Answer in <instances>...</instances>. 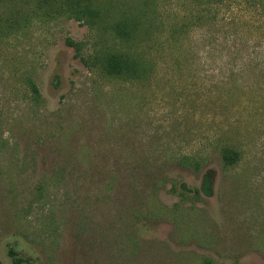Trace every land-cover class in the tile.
Returning a JSON list of instances; mask_svg holds the SVG:
<instances>
[{
    "label": "rangeland",
    "instance_id": "rangeland-1",
    "mask_svg": "<svg viewBox=\"0 0 264 264\" xmlns=\"http://www.w3.org/2000/svg\"><path fill=\"white\" fill-rule=\"evenodd\" d=\"M111 53L133 72L109 74ZM9 250L264 264V0H0V264Z\"/></svg>",
    "mask_w": 264,
    "mask_h": 264
},
{
    "label": "trees",
    "instance_id": "trees-1",
    "mask_svg": "<svg viewBox=\"0 0 264 264\" xmlns=\"http://www.w3.org/2000/svg\"><path fill=\"white\" fill-rule=\"evenodd\" d=\"M132 26H134L132 24ZM115 31L122 35L125 34L129 36L131 34V30L129 29V25H127L128 30L125 28L124 23H117L115 26ZM104 69L110 74H124V73H132L133 72V61L124 55L119 53H111L107 54L103 60ZM222 161L225 165L234 164L238 160V152L230 149L224 148L222 150ZM185 188V185H184ZM195 192H201L206 196H211L213 194L212 188V178L209 173L203 175L202 182L200 187L195 190ZM9 256L12 258L13 264H21L22 259L18 258L16 253L13 250H9Z\"/></svg>",
    "mask_w": 264,
    "mask_h": 264
}]
</instances>
